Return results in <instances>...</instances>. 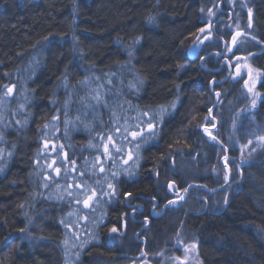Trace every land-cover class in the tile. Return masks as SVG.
Returning a JSON list of instances; mask_svg holds the SVG:
<instances>
[{"label": "trees", "instance_id": "obj_1", "mask_svg": "<svg viewBox=\"0 0 264 264\" xmlns=\"http://www.w3.org/2000/svg\"><path fill=\"white\" fill-rule=\"evenodd\" d=\"M219 4L220 0H0V95L16 85L35 57L40 58L29 83V111L35 122L24 135L27 140L19 144L10 173L0 177V264H65L63 220L72 207L56 203L55 197L52 202L31 197L26 181L36 131L43 125L39 122H46L53 112H64L65 87L72 93L73 104L66 112L71 121L95 124L71 134V155L77 159L85 145L112 132L113 120L121 119L126 110L130 118L147 115L148 123L157 126L149 136L152 141L138 145L135 180L118 183L113 203L104 210V224L89 220L79 229L83 241L93 239L81 248L79 264H132L141 255L152 264H163L190 245L199 264H264V151L256 156V164L246 166L232 144V134L241 145L257 135L264 137V0H223L233 19L219 24L215 34L209 30L214 42L203 48L207 40L198 36L223 17ZM237 33L251 39L240 37L233 43ZM223 43L229 46L232 63L244 57L259 73L262 99L257 108L249 105L244 79L230 78L211 90L215 80L228 76L229 68L215 73L221 60L210 56L201 65V59L220 51ZM197 46L204 50L193 60ZM90 75L97 81L84 86ZM215 93L221 95L219 102ZM91 97L99 104L93 116L82 112L79 104ZM214 122L212 135L219 143L202 131ZM224 149L236 184L231 190L225 187ZM169 186L183 196L188 191L186 199L168 207L162 217L150 218L154 202L145 199L157 200L162 209L173 199ZM126 194L136 199L132 204L146 207L145 216L151 220L138 238L140 226L129 218ZM32 207L31 224L26 210Z\"/></svg>", "mask_w": 264, "mask_h": 264}, {"label": "rangeland", "instance_id": "obj_2", "mask_svg": "<svg viewBox=\"0 0 264 264\" xmlns=\"http://www.w3.org/2000/svg\"><path fill=\"white\" fill-rule=\"evenodd\" d=\"M222 4H223V0H220L219 7L222 6ZM228 4L231 5L233 3H231L230 1L228 2ZM223 6L219 8L220 12L222 13V15L226 12L227 13L224 14L222 17L224 21L221 20L218 23V25L221 24L222 22H225V21L227 22L233 19V13L224 10ZM216 25H215V28L218 26ZM208 31L202 37V39L205 37V39L207 40L205 44L203 45V48L207 43L210 44L209 42H212V40H214L212 38L213 34H210L211 32L210 31L208 32ZM240 37H243V36L239 34L235 37L236 42L239 40ZM213 42L211 43V45H213ZM205 48H208V46H206ZM220 48H221L220 51H217V52L215 51L213 53L208 54L206 58L205 57L202 58L201 63H200L201 65H203L204 61L207 58L213 57L212 60L214 59L215 61H217L216 59L221 60L220 69L213 70V72L219 73L221 69L224 68L225 66L229 68L230 73L228 74V76H226V78L220 82L215 80L211 86V90L214 91L213 88L216 83L217 84L225 83L230 78L233 80L238 79V78L244 79L245 80V86H244L245 92L247 95V99L250 101L249 105L250 107L254 109L257 108L258 102L262 99L261 94L257 91V86L261 79L259 73H257L254 69L250 67L249 62H247L244 57L235 58L232 63V61L229 60L228 58L230 52H229V46L227 45V43H223L222 47ZM233 48L234 47L230 48V50ZM201 50H204V49H202L201 47L199 48L197 46L196 50L192 53L193 55L192 58L193 57L199 58L201 54L200 53ZM197 51H198V54H197ZM39 64H40V58H38L37 56L31 62L29 69L26 72H24L22 76L18 79L16 85H12L8 87L5 90V92H3L0 95V134L4 133L5 131L6 132H11L13 130L15 131L17 127L21 126L19 125V122L22 124L28 120V114L30 112L29 108L31 104V99H30L31 92L29 91V83L34 78L32 72L34 71V69H36V67L39 66ZM233 65H236V67L234 68ZM97 79H98L97 77L90 75L89 79L86 81L87 83L84 84V86L88 85L89 82L93 84L94 81H97ZM9 89H11V92L8 91ZM62 90L64 94L62 96L63 105H64V113L66 114V112L69 111V106L73 104L71 101L72 93L68 92L66 87ZM90 95L93 96V93H91ZM215 97H216V100L219 102L221 99V95L215 93ZM79 104L82 105L81 107L79 106L80 108H82V112L88 111L86 115L89 114L90 116L91 115L93 116V114H95L99 106L97 99L94 97H91L90 100L82 99L80 100ZM212 113L213 112L210 111V114H209L210 119H212V116H213ZM130 115H131L130 111L126 110L125 114L123 115L121 114V119L116 118V120L115 119L113 120L112 127L114 129L112 128V132H110L108 135V136H111V140L105 141V144L108 145L107 151L105 150L106 149L105 145L102 151L104 155H106L107 153V155L110 156V154L113 153L112 151L113 146L123 148L122 150H125V149L127 150L126 153L119 155V161L117 159H113V161L115 160L114 162L117 165V168L119 170L121 168L128 169V164L130 163H131L130 164V168H131L132 162L135 163V161L137 160L138 149L132 148L133 150L131 151L128 149L134 142V140L132 141V139L135 138L134 134H138L137 133L138 129L136 130V128L138 126H142L143 124H146L147 126L148 120L150 119V118L148 119L147 115H145L144 117L135 116V118L132 119V117L130 118ZM125 120L127 121V123L125 122ZM134 122L136 123L134 124ZM80 123L81 121L79 120L71 121L72 134L82 133L83 127L92 128V129L95 127V124L93 122L89 124L88 123L86 124L83 122V125L82 123L81 124ZM214 123H213V126H208V127L203 128L202 131L204 132L206 136H213L212 133L213 131H215V128L217 127V124H216L217 122L215 123V126H214ZM99 125H102V123ZM5 127H7V129H5ZM2 129H5V131L2 132L3 131ZM232 136L234 139L232 144L235 145L239 149L240 160H241V163H243L242 165L248 166L250 164H256L257 163V160L255 159L256 156L259 153L264 151V140L260 139L263 136L257 135L254 139L248 141L247 145H241L239 142H237L235 134H232ZM0 138H1V135H0ZM12 140H9V143H12ZM48 141H50V139ZM2 142L3 140L0 141V143ZM45 148L46 147H44L43 149ZM224 151L226 155L222 159V164L226 172L224 176V180L226 182L225 187L228 186L229 189L231 190L234 188L236 184H232V170L228 165L230 160L227 154L228 153L227 150L224 149ZM88 153H92V151H88ZM108 159L109 157L103 158L102 159L103 161H99L100 159H97V160L92 159V160L87 161L84 165L78 166L77 169L80 171V174L74 180L72 179V176H70L69 174H65V175L63 174L64 176L56 178L57 182H55V196H54L56 199V203H59V204L64 203L69 206L71 205L72 207V211H70L69 215H67L65 219L63 220L65 223L64 225L67 228L65 240L63 243L64 250H65V264H79L80 263V258H81L80 254L82 251L81 248L88 245L87 244L88 238L87 240L84 239L83 241L81 239V236L83 235H80L79 229L86 226L89 220H92V222L93 220L94 221L100 220L99 218L102 215L99 216L98 213H96L97 209H99V211L101 209L102 211L104 206L106 205L105 204L106 201H110L108 200L110 198L109 197L110 194L108 192L112 191V189L110 188V184H111V179L109 177L110 174L107 173V166H108L107 160ZM242 165L238 166V173L240 176H242V168L245 167ZM228 169H230V171ZM100 171L103 174L102 175L103 177L100 181L97 180L99 182L98 184H96V179L98 178L97 176L100 175ZM80 175H82V177ZM100 183L102 185V188L104 189L103 203L101 201L99 202L95 200L97 197L95 192L97 190L98 185H100ZM94 193L95 195H93ZM89 196H91L92 199L89 200L88 206H85L84 202L85 200L88 199ZM176 199L178 200V203L175 204L174 206L181 204L185 200V197L181 195L179 198L177 197ZM33 219H34L33 213L30 212L28 214V220L31 224L33 223ZM91 233L93 235V232ZM85 237L86 236H84V238ZM90 240H93V239L90 237ZM181 253L182 255L174 254L172 258L164 260L163 264H199L197 260V254L195 251V247L193 245L182 247ZM132 264H152V263L148 259H146L144 255H141L140 257H137L135 259V262H133Z\"/></svg>", "mask_w": 264, "mask_h": 264}, {"label": "flooded vegetation", "instance_id": "obj_3", "mask_svg": "<svg viewBox=\"0 0 264 264\" xmlns=\"http://www.w3.org/2000/svg\"><path fill=\"white\" fill-rule=\"evenodd\" d=\"M227 13V12H226ZM224 13V14H226ZM223 14V15H224ZM232 18V17H231ZM230 18V19H231ZM224 21L222 18H219L214 24H217L220 21ZM226 22V21H225ZM216 25V26H217ZM212 32L215 34V28L211 29ZM237 34L234 36L236 37ZM224 50V49H223ZM70 114L63 113H55L53 112L52 115L48 116L47 121L43 122L40 121L39 124H43L42 128L36 131L35 136V148L33 150V153L31 155V161H30V167L27 173L26 181L28 182V189L31 193V197H43L44 199H47L49 202H52L54 199V192H55V182L56 178L62 177L65 174H69L72 176V179L74 180L79 174L80 171L77 169L78 166L84 165L87 161L92 159H100L99 161H103L102 159L105 157H109L107 160V173L110 174L111 184L110 188L112 191H109L110 198L106 201V205L104 206L103 210L99 211L97 209L98 215H102L99 219L100 226L104 224L105 219V208L107 205H111L113 203L112 201L115 199L117 195V185L120 181H126V182H132L135 180L136 173V162H132V167L130 168V164H128V169L121 168L120 170L117 168V165L115 164V160L117 159L119 161V155L124 154L127 152V150H122L123 148L116 147L111 145L113 153L110 154V156L104 155L103 147L104 145L107 147L108 145L105 144L106 140H109L108 136L109 133L100 135L98 140H96L93 144L90 146L85 145V150L83 152H79L80 158L77 159L76 155L73 157L71 155V147L70 142L72 140V134L71 132V118L69 117ZM35 120H33V113L29 112L28 114V120L24 123L19 122V127L17 129L11 132H6L5 129H2L4 133H1L0 141L3 140L2 143H0V177L2 179L6 178L8 174L11 171V168L14 164V162L17 159L20 147L19 144L25 140L24 135L29 132L32 125L34 124ZM99 123V122H98ZM97 123V124H98ZM100 126L98 127L99 130ZM113 128V127H112ZM114 129V128H113ZM138 129V134H134L135 138L133 144L129 147L128 150H133L132 148L138 149V145L141 146V144L144 143H150L152 140L149 137L150 134H154L157 131V126L148 123L141 127L136 128ZM72 134V135H71ZM4 137H3V136ZM8 139V140H7ZM13 139V140H12ZM50 139V141H48ZM9 140H12V143H9ZM14 140H17V143L14 144ZM27 140V139H26ZM25 140V141H26ZM46 147L45 149H43ZM128 148V147H127ZM83 149V148H82ZM88 151H92V153H88ZM77 152L78 151H74ZM125 156V155H124ZM59 170V171H57ZM64 174V175H63ZM103 174L100 171V175H98L96 179V184L102 179ZM82 177V175H80ZM99 180V181H97ZM172 188H175L173 186H169L168 191L173 196V199L170 200L162 209L159 207V203L155 199H145L142 196H139L138 199H145L148 202L153 201L154 206L149 211V217L150 218H160L165 213L166 209L170 206H174L178 203L177 197L179 198L181 196L180 193H178L177 190H174ZM104 189L102 188V185H98L96 190V201H101L103 203V193ZM41 195H39V194ZM95 193L93 195H95ZM107 193V192H106ZM105 193V194H106ZM33 195V196H32ZM185 199L187 197L184 195ZM30 198V197H29ZM28 198V199H29ZM34 199V198H32ZM136 199L133 198L130 194H126L124 197L125 205L127 206L129 210V218L138 226H140V231L137 235V238L141 235L142 231L148 228L151 224L150 218L145 216L146 207L141 203H134L133 201ZM184 202V201H183ZM182 202V203H183ZM177 206V205H176ZM25 212V211H24ZM33 213V207L31 208V211L29 208L26 210V214ZM102 222V223H101ZM124 225V229H125ZM139 240V239H138ZM92 241L88 240L87 244ZM140 242L145 244L144 240H140Z\"/></svg>", "mask_w": 264, "mask_h": 264}, {"label": "water", "instance_id": "obj_4", "mask_svg": "<svg viewBox=\"0 0 264 264\" xmlns=\"http://www.w3.org/2000/svg\"><path fill=\"white\" fill-rule=\"evenodd\" d=\"M215 25L216 24H214V25H207V26H205V28H203L202 30H201V32H200V34H199V36H198V39L200 40V39H202V37H203V35L208 31V30H211V29H214L215 28ZM241 36H244L243 34H241ZM246 37H248V38H250L249 36H246ZM200 48V47H199ZM197 54H198V51H197ZM193 60H195V59H197V57H193L192 58ZM210 140H212V141H216V142H218V140L216 139V138H214V137H208ZM228 154V153H227ZM229 171H230V169H228ZM242 177V176H241ZM197 187H199V186H197ZM187 194H188V191H187Z\"/></svg>", "mask_w": 264, "mask_h": 264}, {"label": "snow or ice", "instance_id": "obj_5", "mask_svg": "<svg viewBox=\"0 0 264 264\" xmlns=\"http://www.w3.org/2000/svg\"><path fill=\"white\" fill-rule=\"evenodd\" d=\"M237 35H239V33H238ZM235 42H236V38L234 37V38H233V43H235ZM8 91H9V92H11V89H9ZM108 139H109V140H111V137H108ZM260 139H261V140H264V137H261ZM105 150L107 151V147H106V149H105ZM57 171H59V170H57ZM91 199H92V197H91V196H89V197H88V199H87V200H85V202H84V203H85V206H88V202H89V200H91ZM112 231H113V232H115V231H116V229H115V228H113V229H112Z\"/></svg>", "mask_w": 264, "mask_h": 264}]
</instances>
